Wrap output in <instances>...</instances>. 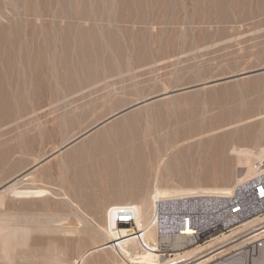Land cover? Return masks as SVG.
Masks as SVG:
<instances>
[{"label": "rangeland", "instance_id": "1", "mask_svg": "<svg viewBox=\"0 0 264 264\" xmlns=\"http://www.w3.org/2000/svg\"><path fill=\"white\" fill-rule=\"evenodd\" d=\"M156 1L0 0V190L36 193L0 192V264H121L100 244L112 210L148 198L158 170L169 188L256 174L238 181V150L256 169L264 148V0ZM116 121L106 139L131 132L144 153L133 197L104 189L106 154L89 150Z\"/></svg>", "mask_w": 264, "mask_h": 264}, {"label": "built area", "instance_id": "2", "mask_svg": "<svg viewBox=\"0 0 264 264\" xmlns=\"http://www.w3.org/2000/svg\"><path fill=\"white\" fill-rule=\"evenodd\" d=\"M256 174L249 180L237 184L228 192H195L189 194L156 197L154 200L152 227L156 231V258L153 262L134 261L122 258L121 264H199L196 256H182L185 251L206 246L202 252L209 257L206 264H264V223L240 229L257 216L264 215V160L256 166ZM112 220L117 230H131L141 242L140 250L149 248L144 242L142 231L135 222V211L131 205H117L112 210ZM263 225V226H261ZM261 226V227H259ZM235 235L212 246L208 243L231 231ZM128 236V235H127ZM237 237L245 241V247L237 246L224 250V243ZM243 241V243H244ZM249 241H253L248 244ZM194 261V262H193ZM79 264H88L79 261ZM119 264V263H118Z\"/></svg>", "mask_w": 264, "mask_h": 264}, {"label": "bare ground", "instance_id": "3", "mask_svg": "<svg viewBox=\"0 0 264 264\" xmlns=\"http://www.w3.org/2000/svg\"><path fill=\"white\" fill-rule=\"evenodd\" d=\"M123 1V0H122ZM143 1V0H142ZM151 1V0H150ZM158 1V0H157ZM157 1H156V3H157ZM164 1V0H163ZM166 1V0H165ZM172 1V0H171ZM176 1V4H178V6L180 7L182 4H185L184 3V1L183 0H175ZM187 1L188 0H186V4H187ZM196 1H200V0H196ZM241 1V0H240ZM239 1V2H240ZM16 2V1H15ZM170 2V1H169ZM169 2H168V4H169ZM173 2V1H172ZM84 3V2H83ZM136 3V2H135ZM160 3V2H159ZM164 3V2H163ZM175 3V2H174ZM145 4H147V3H145ZM167 4V3H166ZM172 4V3H171ZM188 4H191V3H188ZM208 4H209V1H208ZM41 5V4H40ZM149 5V4H148ZM158 5V4H157ZM160 5H161V3H160ZM163 5V4H162ZM175 5V4H174ZM62 6V5H61ZM140 6V5H139ZM139 6H138V8H139ZM154 6V5H153ZM167 7H169L168 5H166ZM182 6H184V5H182ZM186 6V5H185ZM200 6V5H199ZM239 6V5H238ZM63 7V6H62ZM162 7V6H161ZM164 7H165V5H164ZM172 7V6H171ZM179 7H177V8H179ZM143 8V7H142ZM148 8V7H147ZM173 8V7H172ZM171 8V9H172ZM185 7H183V9H184ZM208 8H209V6H208ZM219 8V7H218ZM239 8V7H238ZM140 9V8H139ZM158 9V8H157ZM162 9L163 8H161L160 10L162 11ZM175 9V8H174ZM190 8H188V10H189ZM212 9V8H211ZM142 10V9H141ZM140 10V11H141ZM159 10V11H160ZM168 10H169V8H168ZM178 10V9H177ZM199 10H201V9H199ZM229 10V9H228ZM234 10V9H233ZM6 11V10H5ZM170 11H172V10H170ZM174 11V10H173ZM172 11V12H173ZM190 11V10H189ZM236 11H238L237 9H236ZM100 12V11H99ZM182 12V11H181ZM211 12V11H210ZM221 12V11H220ZM149 13V12H148ZM156 13H159V12H156ZM161 13V12H160ZM159 13V14H160ZM176 13V12H175ZM178 14H179V12H177ZM184 13H185V11H184ZM191 13V11L188 13V14H190ZM142 14V13H141ZM166 14V13H165ZM167 14H168V12H167ZM166 14V15H167ZM171 14V13H170ZM207 14V13H206ZM205 14V15H206ZM145 15V14H144ZM176 15V14H175ZM202 15V14H201ZM178 16H180V15H178ZM196 16H198V15H196ZM157 17V16H156ZM158 17H159V15H158ZM157 17V18H158ZM167 17V16H166ZM170 17H173V15L171 14L170 15ZM170 17H169V19H170ZM190 17V16H189ZM206 17V16H205ZM186 18V17H185ZM145 19H146V17H145ZM155 19V18H154ZM165 19V18H164ZM178 19V18H177ZM180 19V18H179ZM187 19V18H186ZM189 19V18H188ZM196 19V18H195ZM198 19V18H197ZM196 19V20H197ZM206 19V18H205ZM5 20V19H4ZM182 20V19H181ZM200 20V19H199ZM179 21V20H178ZM192 21H194V20H192ZM212 21V20H211ZM177 22V21H176ZM186 22H187V20H186ZM196 22V21H195ZM198 22V21H197ZM141 23H142V21H141ZM34 24V23H33ZM157 24V23H156ZM176 24V23H175ZM187 24V23H186ZM3 25V24H2ZM172 25V24H171ZM209 26V25H208ZM5 29V28H4ZM110 30V29H109ZM173 31V30H172ZM17 32V31H16ZM69 33V32H68ZM21 35V34H20ZM94 36V35H93ZM98 36V35H97ZM111 36V35H110ZM139 36V35H138ZM18 39V38H17ZM100 39V38H99ZM182 40V39H181ZM98 41V40H97ZM85 44V43H84ZM12 45V44H11ZM15 45V44H14ZM17 45V44H16ZM83 46H85V45H83ZM90 46V45H89ZM117 46V45H116ZM66 47V46H65ZM13 49V48H12ZM11 49V50H12ZM90 49V48H89ZM10 50V49H9ZM10 50V51H11ZM16 50V49H15ZM13 51V50H12ZM122 51V50H121ZM6 52V51H5ZM9 52V51H8ZM15 52V51H14ZM17 52V51H16ZM21 52H22V50H21ZM92 52V51H91ZM67 54V53H66ZM9 55V54H8ZM12 55V54H11ZM22 55V54H21ZM7 62V61H6ZM3 64V63H2ZM5 65V64H4ZM9 66V65H8ZM58 66V65H57ZM74 66V65H73ZM42 67V66H41ZM8 69V68H7ZM7 69H6V71H7ZM9 70V69H8ZM20 70V69H19ZM91 71V70H90ZM2 72V71H1ZM26 74V73H25ZM63 74V73H62ZM4 75V74H3ZM10 75V74H9ZM2 76V75H1ZM8 76V75H7ZM24 80V79H23ZM21 83V82H20ZM2 84V83H1ZM3 87V86H2ZM4 88H5V86H4ZM9 88V87H8ZM17 89V88H16ZM6 90V89H5ZM12 90H14V89H12ZM22 90V89H21ZM6 92V91H5ZM15 93H16V91H15ZM7 94H8V91H7ZM11 94V93H10ZM9 94V95H10ZM4 95H5V93H4ZM22 97V96H21ZM3 98H4V96H3ZM5 98H6V96H5ZM20 98V97H19ZM6 102V101H5ZM9 104V103H8ZM2 105V104H1ZM7 105V104H6ZM2 115V114H1ZM125 118L126 117H124V121H121V123H120V125H124V122L126 121V122H128L127 120H125ZM120 120H123V119H120ZM118 121H116V122H114V123H116V125L118 124L117 123ZM122 122H123V124H122ZM105 123H107V121H105V122H102V124H101V126H104V124ZM98 125H100L99 123H98ZM106 125V124H105ZM115 124H113V126H114ZM115 125V126H116ZM96 126V125H95ZM112 125L111 126H107V127H103V128H101V131L98 133V134H96V135H94L93 137H92V139H90L91 141H90V143H92V144H96V146H94L93 148V150L92 149H90L89 148V150H91V151H94V153H96L97 152V150L99 151V153L100 152H104L105 154H106V163H105V165H102V166H104V168H102V170L103 169H105V172L104 173H102V174H104V179H105V181H106V183H105V188L104 189H106V190H110L111 192L113 191H118V192H116L117 194H119L118 196L120 197H123V195H126V196H128V197H133L132 195L133 194H131V191H133V189L135 188V186L137 187V183H136V180L138 179H136V177H135V172L136 171H138V169L136 170L135 169V167H132V166H139V167H141L140 165H138V164H136V163H134V162H137L138 163V161L141 159V157L142 156H144V153L142 152V151H140L139 149H137V150H133L132 148L133 147H135L134 146V144H135V139H133V137L132 138H130L129 136H130V133L131 132H129L128 134H129V136H128V134L127 133H125V131L123 130L122 132H120V136H115V137H113V141H111L110 139H106V134L110 131V130H112V129H114V128H118V126L119 125H117V127H113ZM125 126V125H124ZM169 126V125H168ZM123 127V126H122ZM121 127V128H122ZM125 128H126V126H125ZM124 128V129H125ZM93 129V128H92ZM120 129V128H119ZM230 129V128H229ZM90 130V129H89ZM121 130V129H120ZM113 131H115V129L113 130ZM119 131V130H118ZM117 131V132H118ZM135 131V130H134ZM88 132V131H87ZM86 132V133H87ZM85 133V132H84ZM125 133V134H124ZM132 134V133H131ZM184 134V133H183ZM110 135H112V134H110ZM133 135V134H132ZM207 135V134H206ZM83 136V135H82ZM85 136V135H84ZM168 136H169V134H168ZM80 137V136H79ZM79 137H76V138H74L73 139V141L75 140V139H78ZM197 137V136H196ZM199 137V136H198ZM105 138V139H104ZM201 138H202V136H201ZM196 138H193L192 140H195ZM198 139V138H197ZM110 140V141H109ZM188 140V139H187ZM191 140V141H192ZM171 141V140H170ZM184 142V140L183 141H180V142H178L180 145H183V144H185V143H182ZM187 142V141H186ZM188 142H189V140H188ZM90 143H89V145H90ZM142 143V142H141ZM172 143V142H171ZM86 144V143H85ZM81 145V144H80ZM139 145V144H138ZM138 145H137V147H138ZM176 145V144H175ZM174 145V146H175ZM177 146V145H176ZM78 148H79V146H77ZM76 147V148H77ZM90 147H91V145H90ZM178 147V146H177ZM77 148V149H78ZM92 148V147H91ZM128 148H130V149H128ZM139 148V147H138ZM141 148V147H140ZM263 148V147H262ZM75 149V148H74ZM77 149H75V151H78ZM132 149V150H131ZM80 150V149H79ZM246 150V149H245ZM260 150H261V148H260ZM58 151V150H57ZM60 151V150H59ZM91 151H90V153H91ZM174 151V150H173ZM230 151H232V150H230ZM239 151V153L241 154V153H243L244 155H245V157H246V161H245V163H247L248 164V166H247V164H245L246 165V167H247V171L244 173V175L243 176H241L240 178H238V181H244L246 178H248L249 176H251L254 172L256 173L257 172V169H254L253 168V166H254V163L252 164L253 166H251L250 164H249V160H250V154L248 153V152H242V151H240V150H238ZM237 151V152H238ZM167 152H169L170 153V150L169 151H167ZM166 152V154H168V156H169V153H167ZM74 153H78V152H74ZM87 153H89V151H87ZM103 153V154H104ZM172 153V152H171ZM170 153V154H171ZM67 154V156H70L68 153H66ZM81 154V155H80ZM80 154H78L79 156L77 157V158H81L82 159V157H84V154H83V152L82 153H80ZM99 155V154H98ZM243 155V156H244ZM250 155V156H249ZM253 155V154H252ZM77 156V155H76ZM91 156V155H90ZM92 156H93V154H92ZM95 156V155H94ZM102 156H104V155H102ZM102 156H100L101 158H102ZM237 156V155H236ZM242 156V155H241ZM73 157V156H72ZM105 157H104V159H105ZM257 159H259V161H262L263 159H264V148L259 152V154L257 155V156H255ZM80 158H79V160H80ZM71 159V158H70ZM85 159H88V158H85ZM91 159V158H90ZM144 159V158H143ZM166 159H168V157L166 158ZM172 159V158H171ZM77 160V159H76ZM75 160V161H76ZM78 160V161H79ZM89 160V159H88ZM92 160V159H91ZM147 160V159H146ZM254 160H255V158H254ZM72 161V160H71ZM74 161V162H75ZM93 161V160H92ZM96 161V160H95ZM132 161H134V162H132ZM167 161V160H166ZM91 162V161H90ZM101 162V161H100ZM130 162H132V163H134V164H132V163H130ZM141 162V161H140ZM237 162H240L239 161V159H238V161ZM79 163H81V160H80V162ZM89 163V162H88ZM87 163V164H88ZM75 164H77V162H75ZM74 163H73V165H75ZM97 164V163H96ZM100 164V163H99ZM132 166H131V165ZM239 164V163H238ZM240 164H242L241 162H240ZM79 165V164H78ZM78 165H76V167L78 166ZM94 165H95V163H94ZM86 166V165H85ZM88 166V165H87ZM83 167V166H82ZM98 166H96V168H97ZM138 167V168H139ZM245 167V166H244ZM92 168V166L90 167V168H88V169H91ZM96 168H94L93 170H95V171H97L96 170ZM78 169V168H77ZM77 169H76V171H74V172H77ZM156 169V168H155ZM254 169V170H253ZM92 170V169H91ZM141 170V169H140ZM158 169H156V171H157ZM82 171V170H81ZM88 171H90V170H88ZM85 172V171H84ZM141 172H142V170H141ZM158 174H156V175H158V177L155 175L154 177L156 178L155 180H154V182L152 181V183H153V186L154 185H159V183L161 184V182H160V180H161V175H162V171L160 172V170H158ZM90 172H88L87 173V175H90L89 174ZM96 173V172H95ZM95 173H93V174H95ZM137 174H142V173H138V172H136ZM154 173V172H153ZM75 174V173H74ZM92 174V175H93ZM99 174H100V171H99ZM99 174H97V176L99 175ZM136 174V175H137ZM77 175V173L75 174V176ZM79 175V174H78ZM77 175V176H78ZM86 175V176H87ZM238 175V174H237ZM75 176H73V178L75 177ZM82 176H83V173H82ZM95 176H96V174H95ZM137 176H140V175H137ZM100 177V176H99ZM152 177V176H151ZM86 178V177H85ZM140 178H142V177H140ZM70 179V178H69ZM100 179V178H99ZM101 179H102V177H101ZM103 179V180H104ZM203 179V178H202ZM201 179V180H202ZM73 180V179H72ZM84 180V179H83ZM94 180V179H93ZM140 180V179H139ZM145 180V179H144ZM152 180H153V178H152ZM77 181V180H76ZM95 181V180H94ZM175 182H176V179L174 180ZM73 182V181H72ZM80 183H81V181H79ZM85 182V181H84ZM83 182V183H84ZM91 182H92V179H91ZM134 182V183H133ZM75 183V182H74ZM77 183H78V181H77ZM82 183V184H83ZM95 183H96V185H95ZM94 184H92V185H95L96 187L97 186H101V185H97V183L98 182H95ZM179 182H177V184H178ZM85 184L86 183H84L83 185L85 186ZM89 184H91L90 182H89ZM142 184V183H141ZM82 185V186H83ZM135 185V186H134ZM155 186V188H153V191H149V193H148V198H145V196H146V194H147V192H148V189H147V192H145V196H144V194H143V196L141 197V198H145V199H147V200H142L141 201V203H139L138 201V204H136L134 207H133V210L135 211V222H136V226H137V228L140 230V231H142V237H143V242L147 245V246H149L151 249H149V248H144V250H140V248H139V245H141V242L139 241V240H137L136 239V237L134 236V235H129L130 233H131V230H127V229H121V230H117L116 228H115V226H109V227H107L106 229H105V237H103V239H104V241L105 242H103V243H100V244H102L101 245V248L103 249H105L106 247H111L115 252H116V255H117V257H118V259H120L121 260V258L119 257V253H121V257L122 258H128V259H132L133 261H134V255H136V254H138L139 255V261L140 262H143V263H149V262H153V260L156 258V253L154 252V251H152V250H154L155 249V244H153L152 242H155L156 241V231H155V229L152 227V216H151V214H152V212H153V206H154V200H155V198L156 197H168V196H175V195H182V194H189V193H195V192H211V191H215V192H228L229 190H231V189H229V188H221V189H210V188H206V187H199V186H183V185H175V186H172L171 188H169L168 186ZM81 185L79 186V187H82ZM88 186V185H87ZM95 186H92V187H95ZM88 187H90V186H88ZM95 187V188H96ZM148 188V187H147ZM17 189V187L15 188V181H13V179L12 180H10V181H8V182H6L4 185H1V190H0V192H2V191H8V192H10V193H17L18 192V194H21V195H23V196H33V195H35L36 193H35V191H32V190H30V191H28V190H24V191H21V190H16ZM97 189V188H96ZM138 189H139V187H138ZM113 192H112V194H113ZM87 193V192H86ZM90 193V192H89ZM109 193V192H108ZM107 193V194H108ZM17 194V195H18ZM16 195V194H15ZM87 195V194H86ZM114 195V194H113ZM1 197H2V194L0 195ZM85 196V195H84ZM88 197L90 198L91 197V195H88ZM110 197V196H109ZM118 197V198H119ZM114 198V197H113ZM115 198H117L116 197V195H115ZM152 198H154V200H153V202H152V210H151V212H150V214L148 213L149 212V205H150V203H149V201H150V199H152ZM93 199V198H92ZM109 199V198H108ZM107 199V200H108ZM111 199V198H110ZM110 199H109V201H110ZM121 199V198H120ZM115 200V199H114ZM122 200V199H121ZM140 200V199H139ZM111 201H112V199H111ZM136 202V203H137ZM115 203H119V199L118 200H115V201H113L112 202V204H115ZM150 215V218H149V222H148V225H147V218H148V216ZM262 223H264V215L263 216H257V217H254L253 219H251V220H249L247 223H245L242 227H240V229L242 230V229H244V228H246V227H248V226H258V225H260V224H262ZM264 225V224H263ZM263 225H261V226H263ZM261 226H259V227H261ZM0 227H2V226H0ZM9 227V226H8ZM15 227V226H14ZM13 227V228H14ZM19 227H21V226H18V231H21L22 229H20ZM27 227V226H26ZM3 228V227H2ZM15 228H17V225H16V227ZM21 228H23V227H21ZM10 229H11V227H10ZM10 229H9V231H10ZM7 230V229H6ZM29 230V229H28ZM3 231H5V230H3ZM236 230L235 231H231L229 234H227V235H223V236H221V237H217V238H215L214 240H212L211 242H209L208 243V246H212V245H214L216 242H221V241H223V240H226V239H228V238H230V236H232V235H235L236 234ZM3 233V232H2ZM6 233V232H5ZM128 235V236H127ZM20 236V235H19ZM12 237V236H11ZM8 238V237H7ZM14 239V238H13ZM12 239V240H13ZM11 240V241H12ZM11 241H9V243L11 242ZM243 241H244V239L242 238V239H240V237H237V238H235V239H233V240H230V241H228V242H226V243H224L223 245H221V246H225L224 247V250H227V249H229V248H231V247H234V246H237V248H243V247H245V241H247V240H245L244 241V243H243ZM253 241H249L248 242V244H251ZM4 244V243H3ZM4 246V245H3ZM5 247V246H4ZM3 247V248H4ZM96 248V247H95ZM98 248V247H97ZM96 248V249H97ZM100 248V247H99ZM205 248H206V246H203V245H200V246H196V247H193V248H191V249H189V250H187V251H185L184 252V254H182V256H187V255H190V256H196L195 257V261H198L199 262V264H206L205 263V261L206 260H208L209 259V255L208 256H206V254H204V253H202L204 250H205ZM5 249V248H4ZM4 249H2V250H4ZM95 250V249H94ZM106 250V249H105ZM5 251H6V249H5ZM4 252V251H3ZM106 253V252H105ZM4 255V254H3ZM5 255H6V253H5ZM5 257V256H4ZM206 257V258H205ZM264 260V259H263ZM122 261V260H121ZM194 262V261H193ZM52 264H54V262L52 263ZM59 264H62V263H59ZM66 264V263H65ZM255 264H262V261H259V262H255Z\"/></svg>", "mask_w": 264, "mask_h": 264}, {"label": "crops", "instance_id": "4", "mask_svg": "<svg viewBox=\"0 0 264 264\" xmlns=\"http://www.w3.org/2000/svg\"><path fill=\"white\" fill-rule=\"evenodd\" d=\"M124 199V198H123ZM134 199V198H133ZM118 200V199H117ZM119 200H120V198H119ZM115 201V200H114ZM113 202V201H112Z\"/></svg>", "mask_w": 264, "mask_h": 264}]
</instances>
